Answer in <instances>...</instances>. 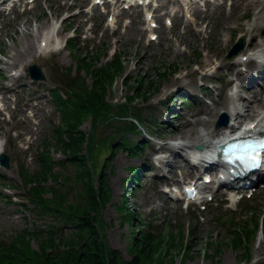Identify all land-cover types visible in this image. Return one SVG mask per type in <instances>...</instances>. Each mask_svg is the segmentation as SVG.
<instances>
[{"label":"rangeland","instance_id":"obj_1","mask_svg":"<svg viewBox=\"0 0 264 264\" xmlns=\"http://www.w3.org/2000/svg\"><path fill=\"white\" fill-rule=\"evenodd\" d=\"M217 1L222 4L214 7L199 0V14L193 10L183 11L179 21L171 24L170 12L161 18V26L160 20L155 22L156 26H150L144 20L150 6L147 9L141 6L140 9L139 6L122 8L110 2L103 5L95 3V0H21L19 6L9 10L11 2L0 0V142L10 157V167H0L1 238H10L20 227H44L53 221L51 217L39 216L31 209L32 205L24 196L18 163L25 164L31 171L40 166L36 159L38 143L44 136H49V127L60 119L49 94V88L54 86L50 74L55 67H71L73 72L76 71L77 58L73 50L64 46L69 36H75L77 47H81L77 54L83 52L82 55L95 56L98 65L111 60L114 52L122 56L125 71L108 87L109 100L123 101L125 96L132 95L131 86H149L151 91L146 95L149 96L147 102L141 104L139 98L133 103L140 105L144 117L150 120L157 118L163 122L172 117L169 123L154 124L153 139L148 140L137 154L128 155L121 149L107 157L104 171L112 197L101 210V217L106 224L105 237L109 244L130 258V235L139 229V225L152 235L169 230L175 233L181 227L187 247L170 246L168 251L162 252L160 260L163 264H264V225L260 226L250 244L249 260L240 257L243 248L235 249L229 243L232 236L229 224L242 222L252 211L264 219V191L235 203L229 200V194H218L216 201L207 206L201 203L189 207L182 199H170L168 192L164 191L168 189L165 186L168 182H161L165 177L171 180L169 182L179 181V184L187 181L185 172L188 168L181 157L185 151L164 152V156L167 155L165 162L157 161L152 166L154 149H158L161 143L175 141L170 138L171 132L175 126L185 125L187 118L208 119V126L214 127L213 120L220 109H208L206 112L199 110V105L220 107L221 98L216 94L230 91L225 75L229 67L225 64H229L233 57L226 59V55L230 48L237 46V37L242 35L243 27L254 20V8L234 7L231 0ZM162 2L173 9L178 7L171 0ZM178 8L181 11L185 9L182 4ZM64 18V21L60 20ZM189 19L197 21L192 30L185 26ZM53 22L57 26L55 35L51 36L47 31ZM227 23L229 26L226 28ZM263 23L262 20L257 21V25ZM136 26L143 30L134 32ZM206 53H211L214 61L201 66L200 60L206 58ZM220 59L226 62L223 61L222 65ZM35 62L45 72L42 81L29 79L27 66ZM163 71H166L164 75ZM208 72L217 78L205 76ZM81 73L90 83L89 76L83 71ZM140 75L143 79L138 81ZM175 76L184 78L179 83L178 79L174 80ZM259 82L264 84L262 80ZM202 84L208 87L207 94L201 89ZM243 85L239 87L240 93L255 99L247 82ZM173 91L176 93L174 97H181L184 102L175 103L176 107L183 108L169 115L171 102L167 97ZM186 94L188 97L184 96ZM79 127L89 130L90 119H84ZM202 127L197 122L196 129ZM97 131L106 135L109 127L100 126ZM129 136L137 142L146 135ZM49 150L52 159L62 158L53 145ZM168 159L174 167L166 163ZM131 166L144 167L145 172L138 175L139 187L125 198L137 216L134 223L139 224V218L145 219V226L137 224L135 229L129 228L128 222L122 220L117 208L122 193L130 184ZM54 168L57 169L56 166ZM162 173L164 176H160ZM22 203L28 208H23ZM31 243L36 246L35 241L31 240Z\"/></svg>","mask_w":264,"mask_h":264},{"label":"trees","instance_id":"obj_2","mask_svg":"<svg viewBox=\"0 0 264 264\" xmlns=\"http://www.w3.org/2000/svg\"><path fill=\"white\" fill-rule=\"evenodd\" d=\"M68 44L76 48L72 39ZM75 57V74L71 68H65L51 77L55 87L50 93L60 119L50 127L49 136L38 144L39 169L31 171L24 164L19 166L25 198L39 216H49L53 221L44 227L19 228L8 239L0 237V264H163L162 252L170 246L187 247L182 228L175 233L169 230L153 236L139 227L140 232L130 235L132 256L125 258L106 240V224L101 217V210L111 199L104 171L107 157L120 149L129 155L141 150L142 142H133L129 134L139 133L140 124H151L143 117L141 106L133 101L140 98L141 104L147 102L146 95L151 90L149 86L130 85L132 95L113 102L107 98V90L115 77L124 73L122 56L114 54L113 60L102 66L97 65L94 56L75 54ZM82 70L90 83L80 74ZM137 79L143 77L140 75ZM87 118L91 128L82 130L79 125ZM100 126L109 127V132L96 133ZM52 145L62 158H51L49 147ZM129 169L135 170V167ZM131 178L134 185L130 191L139 182L135 174ZM21 205L25 207L24 203ZM117 208L122 220L133 228L135 216L124 198ZM254 215L251 213V221L237 222L230 227V245L243 248L240 257L247 260L251 258L250 244L255 232L261 222L264 224Z\"/></svg>","mask_w":264,"mask_h":264},{"label":"bare ground","instance_id":"obj_3","mask_svg":"<svg viewBox=\"0 0 264 264\" xmlns=\"http://www.w3.org/2000/svg\"><path fill=\"white\" fill-rule=\"evenodd\" d=\"M162 1H167V0H161L160 3L158 2L159 3L158 7L164 8L165 11H160V9L158 8L159 9V13H158V9L155 10L156 13H158L156 14V21L160 20V26L162 25L161 18L166 13L169 12L168 8L170 7L166 5L167 3H164ZM171 2L179 6L180 0H171ZM207 2L214 7L219 5L218 3L210 2L209 0ZM184 4H185L186 11H188L187 9L191 7L193 8L194 12H196L197 14L200 13V10L195 5V0H185ZM233 6L234 7L244 6L246 8L253 7L254 8L253 14L255 16V20L260 19L264 22V0H233ZM171 12H172V19L175 22L179 21L180 15L178 14L177 10L172 9ZM150 22H152V19L148 20V24H150ZM195 22L197 21L192 22V20H189V22H186L185 26L187 30L194 29ZM225 26L227 28L229 24L227 23ZM243 28L245 30L243 34L245 33L249 34V39L248 40L245 39L246 41H245V47L243 48V51L244 52L250 51V52H248V54H244V55H248L246 59L242 58V56L239 57V55H237L234 59L231 60V62H229V64L227 63L225 64V66L227 65L229 66L228 74L226 73L227 75H229L228 77H230L231 75H235L236 77L235 78L230 77L229 81L227 82V85L232 86V90L230 91V95L228 96L229 102L226 104L224 100H222L220 102L221 103L220 107H214L217 109H223L228 114L229 120H230L229 123L226 126L209 127L208 126L209 121L207 119H202L199 117L193 120L186 119V121H184L185 125L175 126L170 136V138H174V139L181 138V140H176L175 142H171V143H164L163 145H160V148L167 149L168 151L173 153V152H176L178 149L187 150L190 147L194 146V144L196 143H201L206 146H209L210 142H212L213 140H217L221 136L226 135L227 130H235V129L240 128V126L233 125L234 122L231 120L234 118V119H237L239 122L242 121L240 119L241 111L245 110V113H244L245 118H249L255 114V112L257 111L256 107L258 106L263 107V109L257 112L251 124L247 123V124H243L242 126L244 127L243 128L244 130L248 129L247 131H254L255 129H258L262 124H264V90H261L259 87L256 88L255 85H253L252 91L254 90V94H256V96H260V98L257 97V99H255L254 101L251 100L249 104L244 103L245 106L242 108L237 106V102L239 103L242 100L247 102L248 100L247 97L240 94V89H238V87H241V85L239 81L245 78L248 75V72L250 73V71L253 68H256L255 64H253V62L256 63V59H261L262 61L264 60V23L262 25H257L256 22L253 21L248 26L243 27ZM51 30L54 31V27ZM142 30L143 28L136 26L134 32L139 33ZM213 61H214L213 55L211 53H206V58L200 60V65L206 66V64L212 63ZM223 61L222 59H220L221 63ZM223 64L224 63H222V65ZM241 64H250V65L253 64V65L249 66L247 68V71L244 72L239 67L241 66ZM263 69H264V66H263ZM263 74L264 73H262V76ZM183 78L184 76H175L174 80L178 79L180 83V81L183 80ZM235 87H237V89ZM199 106L202 110H205V111H208V109L210 110L213 109V107H209V106L206 107L201 103ZM181 118H184L182 114H181ZM197 122L201 123V125L203 126L201 129H198V130L196 129ZM187 123L189 124L187 125ZM3 150H4L3 143L0 142V152ZM155 158L160 159L157 156H155ZM200 158L204 159L205 156L200 155ZM182 159L186 161L185 157H182ZM204 187H206V185H204Z\"/></svg>","mask_w":264,"mask_h":264},{"label":"water","instance_id":"obj_4","mask_svg":"<svg viewBox=\"0 0 264 264\" xmlns=\"http://www.w3.org/2000/svg\"><path fill=\"white\" fill-rule=\"evenodd\" d=\"M235 52H237V51L236 50H231L229 55H231V54H233ZM28 71L30 72V76L33 79H43V77H44V74L40 70V67L38 65H36V64L29 65ZM0 163L3 164L6 167L9 166L8 155L6 153H1L0 154Z\"/></svg>","mask_w":264,"mask_h":264},{"label":"snow or ice","instance_id":"obj_5","mask_svg":"<svg viewBox=\"0 0 264 264\" xmlns=\"http://www.w3.org/2000/svg\"><path fill=\"white\" fill-rule=\"evenodd\" d=\"M260 147L264 148V142H262V143L260 144Z\"/></svg>","mask_w":264,"mask_h":264}]
</instances>
